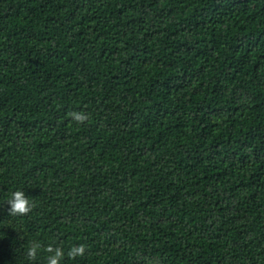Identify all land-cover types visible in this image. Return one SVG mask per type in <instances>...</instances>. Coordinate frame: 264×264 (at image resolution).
Instances as JSON below:
<instances>
[{
	"label": "trees",
	"instance_id": "16d2710c",
	"mask_svg": "<svg viewBox=\"0 0 264 264\" xmlns=\"http://www.w3.org/2000/svg\"><path fill=\"white\" fill-rule=\"evenodd\" d=\"M49 244L264 264V0H0V264Z\"/></svg>",
	"mask_w": 264,
	"mask_h": 264
},
{
	"label": "clouds",
	"instance_id": "9594fccd",
	"mask_svg": "<svg viewBox=\"0 0 264 264\" xmlns=\"http://www.w3.org/2000/svg\"><path fill=\"white\" fill-rule=\"evenodd\" d=\"M68 116L78 124H82L89 119L88 114L79 111L69 112ZM6 203L9 206L7 211L10 216L27 215L34 207L29 198L25 196L24 191L19 189L11 193V196L9 199H7ZM41 247L42 246L38 242H32L27 249V258L30 261H35L38 250H40ZM43 250L48 254L46 257V264H61V261L65 257L64 249L59 246H53L49 244L44 247ZM85 251L86 245L84 244L72 245L68 249L66 255L69 259H75L77 257L84 256Z\"/></svg>",
	"mask_w": 264,
	"mask_h": 264
}]
</instances>
